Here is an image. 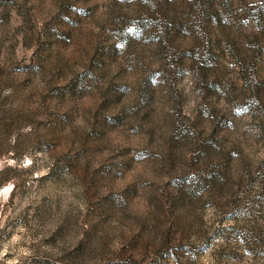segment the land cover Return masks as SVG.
<instances>
[{
  "label": "rangeland",
  "instance_id": "obj_1",
  "mask_svg": "<svg viewBox=\"0 0 264 264\" xmlns=\"http://www.w3.org/2000/svg\"><path fill=\"white\" fill-rule=\"evenodd\" d=\"M0 264H264V0H0Z\"/></svg>",
  "mask_w": 264,
  "mask_h": 264
}]
</instances>
